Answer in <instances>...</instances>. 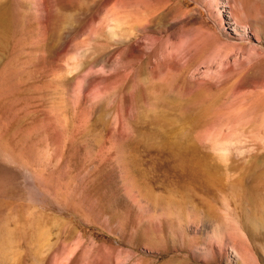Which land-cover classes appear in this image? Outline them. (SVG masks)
Wrapping results in <instances>:
<instances>
[{
	"label": "rangeland",
	"instance_id": "1",
	"mask_svg": "<svg viewBox=\"0 0 264 264\" xmlns=\"http://www.w3.org/2000/svg\"><path fill=\"white\" fill-rule=\"evenodd\" d=\"M0 264H264V0H0Z\"/></svg>",
	"mask_w": 264,
	"mask_h": 264
},
{
	"label": "bare ground",
	"instance_id": "2",
	"mask_svg": "<svg viewBox=\"0 0 264 264\" xmlns=\"http://www.w3.org/2000/svg\"><path fill=\"white\" fill-rule=\"evenodd\" d=\"M226 7H230V5H227ZM230 9V8H229Z\"/></svg>",
	"mask_w": 264,
	"mask_h": 264
}]
</instances>
